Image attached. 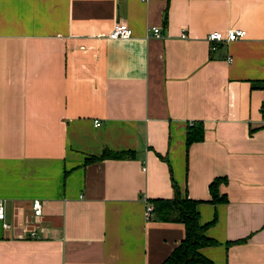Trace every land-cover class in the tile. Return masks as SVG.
<instances>
[{
    "label": "crops",
    "instance_id": "obj_1",
    "mask_svg": "<svg viewBox=\"0 0 264 264\" xmlns=\"http://www.w3.org/2000/svg\"><path fill=\"white\" fill-rule=\"evenodd\" d=\"M262 78L264 0H0V264H161L174 181L213 220L197 264H264Z\"/></svg>",
    "mask_w": 264,
    "mask_h": 264
},
{
    "label": "trees",
    "instance_id": "obj_2",
    "mask_svg": "<svg viewBox=\"0 0 264 264\" xmlns=\"http://www.w3.org/2000/svg\"><path fill=\"white\" fill-rule=\"evenodd\" d=\"M264 87V78L260 79ZM204 136V125L201 120H196L188 125L186 131L187 146L194 140H199ZM125 152V151H123ZM225 176H217L210 183L212 201H222L226 199L225 194L219 193V183L225 180ZM175 195L170 198L155 197L151 199L153 208L164 219L180 220L185 225V235L171 253L161 264H197L208 261L200 248L206 244L216 242V239L207 235L206 229L213 220L201 222L198 210L199 199L182 195L176 181L173 183Z\"/></svg>",
    "mask_w": 264,
    "mask_h": 264
},
{
    "label": "built area",
    "instance_id": "obj_3",
    "mask_svg": "<svg viewBox=\"0 0 264 264\" xmlns=\"http://www.w3.org/2000/svg\"><path fill=\"white\" fill-rule=\"evenodd\" d=\"M153 34L156 36H161L162 33L160 31L159 25L151 26ZM132 34V27L126 21H118L114 24L112 29L108 32L110 37H127ZM246 34V29L243 27H229L226 31H222L220 29H213L208 32L207 37L210 40L218 39L223 41H228L231 39L238 38ZM182 35L186 36V32L182 31ZM95 123L99 124L100 120L95 119ZM33 212L36 215L41 214L42 212V201L39 198H34L32 201ZM153 209V204L150 202H146V211L147 213ZM0 218L3 221V225L5 227H9L11 223L6 220L4 201L0 199Z\"/></svg>",
    "mask_w": 264,
    "mask_h": 264
}]
</instances>
